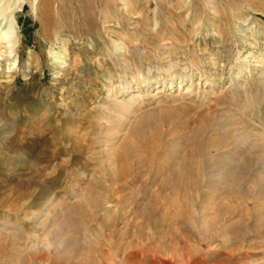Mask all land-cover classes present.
<instances>
[{"label":"rangeland","instance_id":"obj_1","mask_svg":"<svg viewBox=\"0 0 264 264\" xmlns=\"http://www.w3.org/2000/svg\"><path fill=\"white\" fill-rule=\"evenodd\" d=\"M0 25V264H264V0Z\"/></svg>","mask_w":264,"mask_h":264},{"label":"bare ground","instance_id":"obj_2","mask_svg":"<svg viewBox=\"0 0 264 264\" xmlns=\"http://www.w3.org/2000/svg\"><path fill=\"white\" fill-rule=\"evenodd\" d=\"M5 27V26H4ZM2 25H0V42L3 43L5 39L8 38V34L10 33L11 25L7 27V29L2 32L1 30L4 28Z\"/></svg>","mask_w":264,"mask_h":264}]
</instances>
